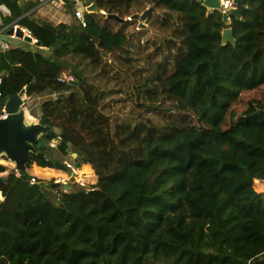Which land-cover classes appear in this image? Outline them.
<instances>
[{"label": "trees", "instance_id": "1", "mask_svg": "<svg viewBox=\"0 0 264 264\" xmlns=\"http://www.w3.org/2000/svg\"><path fill=\"white\" fill-rule=\"evenodd\" d=\"M242 1V18L226 24L196 0H88L99 12L86 13L82 27L43 25L29 13L39 0H0L5 25L29 30L47 50L16 43L0 52V116L25 88L30 99L55 95L31 116L65 134L76 164L98 176L60 195L51 183L30 186L28 173L72 182L50 169L54 148L40 145L28 169L37 165L1 185L0 264H264V196L251 186L264 180L254 157L264 160V0ZM150 7L160 42L129 32L136 21L100 13L125 19ZM226 28L234 44L223 42ZM108 56L137 77L138 112L114 126L101 110L104 92L82 72L88 64L108 77ZM68 71L75 80L60 82ZM58 141L55 151L69 157ZM2 164L0 174L9 171ZM23 190L28 207L18 205ZM237 190L249 193L246 203Z\"/></svg>", "mask_w": 264, "mask_h": 264}, {"label": "water", "instance_id": "2", "mask_svg": "<svg viewBox=\"0 0 264 264\" xmlns=\"http://www.w3.org/2000/svg\"><path fill=\"white\" fill-rule=\"evenodd\" d=\"M201 3L205 8L210 11H221L222 0H196ZM235 5L234 8L230 9L227 13L223 14V19L226 24L229 23V17L233 16L240 20L246 9L242 0H233ZM88 12L97 13L99 12L95 4H90L87 8ZM153 13V8L147 9L143 14H134L133 19L135 21L145 22L150 14ZM108 18L117 20L121 23L124 19L119 18L117 15H110ZM43 25H51L47 21H42ZM13 31H10V35ZM19 38L24 39L26 42L31 43L30 37H24L21 29L17 30ZM223 42L234 44L235 39L233 37V31L231 28H226L222 32ZM35 47L40 48V43H36L34 46L29 48L30 51H35ZM40 53L47 54V50L40 48ZM5 79L1 80L0 83V95L5 85ZM26 88L23 89L19 94L12 96L5 103L3 111L7 117L0 118V159L9 162L16 166L17 171L26 172L28 165L32 162V155L38 154V148L44 144L45 140H64L67 142L68 147L71 149V158L76 161L78 154L77 148L72 146L69 142L68 137L65 134H61L60 130L56 127L47 124L46 119H39L37 122L30 121L25 115L24 109L21 107L25 96ZM49 155V153H47ZM53 166L57 169L64 170L65 167L60 161H55ZM7 176H0V189L1 185L6 182ZM58 184H53L56 188ZM52 202V200H49ZM63 207V206H62Z\"/></svg>", "mask_w": 264, "mask_h": 264}, {"label": "rangeland", "instance_id": "3", "mask_svg": "<svg viewBox=\"0 0 264 264\" xmlns=\"http://www.w3.org/2000/svg\"><path fill=\"white\" fill-rule=\"evenodd\" d=\"M83 1H84V4L88 3V0H83ZM49 6H51V5H49ZM150 8H152V7H150ZM139 14L141 15L143 13H139ZM131 16H133V15H131ZM136 22L137 23H136L135 28L130 27L129 32H133L134 30L144 29L147 32L145 39L149 38L152 41L155 40L157 42H160L161 39H163V33L161 31H159L158 29H156L155 27L151 26L147 21H145V22L136 21ZM105 61L108 62L107 65H105L106 66L105 68L109 71L108 77H106L104 74H102V71H103L102 67L94 69V68H92V66H90L88 64L82 66V72H83V75L85 76L86 80L90 84H92L98 90L104 92L105 100H104V104H103L101 110H102V113H104L105 115H107L110 118L111 124H112V126H114L116 122L125 123V122H128V121L134 119L133 117L136 116V113L138 112L137 107H136L137 106L136 102H138L137 98H136V92H134V90H133V86L135 85V83L137 81V77L134 76L129 71V69L127 67L118 64L116 59H115V56H111V57L108 56L107 58H105ZM66 74H71V73H70V71H68ZM74 80H75V77H74ZM50 98L55 99L56 96L50 95V94H45V95H40V97L31 98L28 101L29 112H31L36 106H38L39 104H41L42 102H44ZM29 120L37 122L39 119H36L33 116H31V118H29ZM53 141H54V139L53 140H46L44 142L45 147L46 148L51 147V143H53ZM55 142H59V141L55 140ZM46 156H49V158L60 161L62 163L65 160H68V157H66L64 159V157L60 156L58 154V152L55 151V149H54V151L50 152V155H48L46 153ZM254 157H255V159H257L259 161L261 167H264V160L262 159L261 153H257L256 155H254ZM241 159H242V157L238 156V160H241ZM246 163H248V162H246ZM50 166H52V165H50ZM7 167L10 170L15 171V169H13L12 167H10V166H7ZM227 181H228L229 185L231 186L232 190L235 191L236 187L233 185V183L229 180H227ZM13 182H15V181L13 180ZM64 190H65V185H57L56 191L53 193L60 195V193H62ZM29 191H31V190H29ZM238 192L240 194V198L242 200V203H246V198H248V199L250 198L249 195H247L249 193L246 191L244 193H242L240 191H238ZM22 193H24V190L20 191V194L19 193L18 194L21 196ZM244 197H245V200H244Z\"/></svg>", "mask_w": 264, "mask_h": 264}, {"label": "built area", "instance_id": "4", "mask_svg": "<svg viewBox=\"0 0 264 264\" xmlns=\"http://www.w3.org/2000/svg\"><path fill=\"white\" fill-rule=\"evenodd\" d=\"M57 4H65L66 2H73L75 5L74 8V19L76 20V22L82 26V27H86V19H85V15L86 13H92V12H88L87 8L90 4L86 5L84 4L83 0H55ZM235 5L233 3V0H222V10L220 11L222 14L227 13L230 9L234 8ZM101 15H103L105 18H108L110 16V14H108L106 11H100ZM125 21L128 22H132L135 21L133 19V16H127L124 19ZM140 22V21H139ZM21 29L23 31L24 37H30L31 38V45H35L38 41L36 39H34L32 37V34L29 30L25 29V28H20L18 25H14L11 30L13 31V33L11 35H9V38L11 40L14 41H18V40H24L19 38V36L17 35V30ZM5 23H4V14L0 9V33H2L3 31H5ZM11 47V43L8 42H4L2 49L0 50V52L6 51ZM59 81L64 83H70L74 81V77L72 74H62L59 77ZM1 83V80H0ZM26 95V94H25ZM23 103L21 105V107L24 109L25 111V115L27 117V119L29 120V118H31V114L28 110V101L30 100V98L24 96L22 98ZM7 115L6 113L3 111V114L0 116V118L4 119L6 118ZM59 140V139H58ZM57 144L58 142H55V140L53 141V143L51 144V146L56 149L57 148ZM66 157H64L65 159ZM62 163V162H61ZM65 167L64 170L61 169H57L55 167L50 168L54 171H60L64 174L69 175L72 178V182L68 183V182H52L46 179H41L38 176L35 175H31L29 174L27 171L26 172H19L15 170V174L16 177L21 179L23 177V173H28V175L30 176L28 182L30 186H34V185H40L42 182H46V183H51V184H58V185H65L69 186V185H76L79 184L81 186H86V187H90V186H94L97 182H98V176L96 175L95 170L93 169V167L90 164H82V165H77L76 162L71 158V154L68 157V160H65L62 163ZM37 164H33L31 167H34ZM48 181V182H47ZM251 186L253 191L260 195V196H264V180H259V179H254L251 182ZM88 191L90 190V188L87 189ZM4 199V196L2 194V192L0 191V201ZM59 201V199H58Z\"/></svg>", "mask_w": 264, "mask_h": 264}, {"label": "crops", "instance_id": "5", "mask_svg": "<svg viewBox=\"0 0 264 264\" xmlns=\"http://www.w3.org/2000/svg\"><path fill=\"white\" fill-rule=\"evenodd\" d=\"M24 1L27 2V0H20L21 3H23ZM39 1L41 2L40 5L37 6L35 9H33L31 12H29V13H33L34 17H36L42 21H47L51 25H58L61 23L70 24L75 20L74 14H73L75 5L73 2H66L65 4H57L55 0H39ZM49 5H51V6H49ZM0 9L4 14V17L9 16L10 12L5 5H0ZM14 25H15V22L5 25L6 30L3 31L2 33H0V50L2 49L4 42H8L11 44L18 43L21 46L30 44V43L26 42L25 40L14 41V40H11L9 38L11 28ZM0 164H2V163H0ZM2 165H4V164H2ZM32 168H34V167H31L30 169H32ZM13 169H15L17 171L16 168H13ZM30 169H27V172ZM10 171H13V170L9 169V171L0 174V176L5 175V176H7V179L9 178L10 182H13V180L14 181L16 180L15 173H14L15 171H13L12 173H10ZM18 205L20 207H28L27 197L22 195L20 197Z\"/></svg>", "mask_w": 264, "mask_h": 264}, {"label": "bare ground", "instance_id": "6", "mask_svg": "<svg viewBox=\"0 0 264 264\" xmlns=\"http://www.w3.org/2000/svg\"><path fill=\"white\" fill-rule=\"evenodd\" d=\"M9 163V162H8ZM10 164V163H9ZM12 165V164H11ZM14 167L16 168V166L14 165ZM56 182H69L67 179L61 178L59 180H57Z\"/></svg>", "mask_w": 264, "mask_h": 264}]
</instances>
